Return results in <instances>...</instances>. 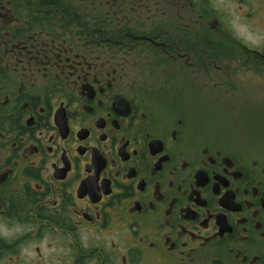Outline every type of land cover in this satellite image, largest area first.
I'll use <instances>...</instances> for the list:
<instances>
[{
  "label": "flooded vegetation",
  "instance_id": "af4514ba",
  "mask_svg": "<svg viewBox=\"0 0 264 264\" xmlns=\"http://www.w3.org/2000/svg\"><path fill=\"white\" fill-rule=\"evenodd\" d=\"M227 1L0 0V264H264V128L234 122L264 42Z\"/></svg>",
  "mask_w": 264,
  "mask_h": 264
},
{
  "label": "rangeland",
  "instance_id": "374dc122",
  "mask_svg": "<svg viewBox=\"0 0 264 264\" xmlns=\"http://www.w3.org/2000/svg\"><path fill=\"white\" fill-rule=\"evenodd\" d=\"M225 15L229 16L233 31L244 39L247 43L252 40L260 43L264 42V8H259V16L254 19V16L250 14L252 6L247 1H240L239 3H230L229 1L219 4ZM258 9V10H259ZM257 10V11H258ZM237 127H256L264 128V120H257L255 125H250L249 120H235Z\"/></svg>",
  "mask_w": 264,
  "mask_h": 264
}]
</instances>
